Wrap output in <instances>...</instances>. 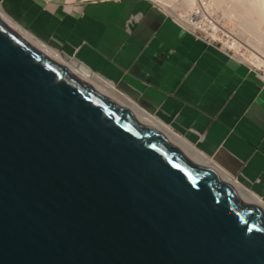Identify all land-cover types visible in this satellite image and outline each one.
<instances>
[{
  "label": "water",
  "instance_id": "water-1",
  "mask_svg": "<svg viewBox=\"0 0 264 264\" xmlns=\"http://www.w3.org/2000/svg\"><path fill=\"white\" fill-rule=\"evenodd\" d=\"M0 264H264V206L0 8Z\"/></svg>",
  "mask_w": 264,
  "mask_h": 264
},
{
  "label": "crops",
  "instance_id": "crops-1",
  "mask_svg": "<svg viewBox=\"0 0 264 264\" xmlns=\"http://www.w3.org/2000/svg\"><path fill=\"white\" fill-rule=\"evenodd\" d=\"M0 2L15 23L114 83L264 201L257 70L197 39L152 0Z\"/></svg>",
  "mask_w": 264,
  "mask_h": 264
},
{
  "label": "bare ground",
  "instance_id": "bare-ground-1",
  "mask_svg": "<svg viewBox=\"0 0 264 264\" xmlns=\"http://www.w3.org/2000/svg\"><path fill=\"white\" fill-rule=\"evenodd\" d=\"M155 1V0H154ZM160 2L162 5L161 7H164L165 12H167L173 19L178 21H182L187 23L188 25H197L198 22L193 19V10L201 4L202 0H179L181 1L182 7L185 6L187 8V14L179 13V7L180 5H175L174 1L176 0H156ZM1 3V2H0ZM159 4V5H160ZM178 4V3H177ZM222 4L226 5L227 11L230 13H236L240 17L244 19V24L249 26L251 28V32L253 29V32H255L256 36L258 35V38L260 40H264V0H212L209 5L206 4L207 8L210 6H219L221 7ZM184 7V8H185ZM223 7V6H222ZM0 8L3 10L2 5L0 4ZM4 11V10H3ZM185 11V12H186ZM5 13V12H4ZM6 14V13H5ZM254 15H257L255 18ZM7 16V15H6ZM8 17V16H7ZM9 18V17H8ZM12 24L23 30L24 32L32 35L30 32L25 30L23 27H21L19 24L15 23L14 20L10 19ZM210 27L215 30L216 33H218V26L216 23H210ZM220 27V26H219ZM249 28V30H250ZM248 29V28H247ZM35 37L34 35H32ZM36 38V37H35ZM38 39V38H36ZM39 40V39H38ZM42 42L41 40H39ZM48 48L56 52L57 54L69 59L71 62H73L76 66H78L80 69H82L84 72L95 78L98 82H100L103 86H105L108 90H110L112 93L117 92V87L114 83L106 80L102 76L98 75L97 73H94L91 71L87 66L79 62L75 57L70 56L68 54H64L61 50H58L50 45L45 44ZM229 48L240 50V44L236 41H233V43H230ZM244 55V54H243ZM254 64L258 67L264 65V58L254 55ZM254 58V57H253ZM241 61H243L241 59ZM245 62V61H244ZM119 92V91H118ZM119 95L124 97L125 101L130 104L132 107L137 109L140 113H142L147 119H149L153 124H155L157 127H159L161 130L166 132L168 135H170L172 138L177 140L180 144H182L186 149H188L192 154H194L197 158H199L203 163H205L210 168L214 169L215 171L219 172L221 175L226 177L228 180H230L232 183H234L237 187H239L242 191H244L246 194L257 200L262 206H264V201L257 196L254 192H252L249 188H247L243 183L239 181V179H236V177L232 176L230 173H228L226 170L222 169L221 167L217 166L214 162H212L211 159H209L203 152H201L194 144L190 143L184 136L176 132L169 124L165 123L163 120H161L159 117L149 113L147 110L142 108L139 104H137L134 100H132L127 95L120 93Z\"/></svg>",
  "mask_w": 264,
  "mask_h": 264
},
{
  "label": "rangeland",
  "instance_id": "rangeland-1",
  "mask_svg": "<svg viewBox=\"0 0 264 264\" xmlns=\"http://www.w3.org/2000/svg\"><path fill=\"white\" fill-rule=\"evenodd\" d=\"M152 1H154V0H152ZM211 1L212 0H207L206 4L209 5V3ZM154 2L157 4V6L162 11L165 12V9H163L164 7H161L162 5L160 4V2H158L156 0ZM175 2H176V4H175ZM179 3L181 4V1L180 2H179V0L174 1V4L177 5V7H178V5H180ZM222 6L219 7V6H216V5H214V6L212 5V6L207 8L212 13V16L215 19H217L218 22H220V24H221V25H219V24L216 23V25L218 26V30H217L218 33L222 32V34H221V37H222L221 39L222 40H221L220 44L223 43L224 47H226V48L228 47L229 53L232 56H234V58H236L237 60H241L242 59L243 60L242 62L245 61L244 63H247L248 65L252 66L255 70H257L258 73H260V75L264 79V65L258 67V66H256L254 64V59H255L254 55H257V56H260V57L264 58V40H260L259 39L260 37L258 38V35L256 36L255 32H253V29H252V32H251V28L249 26L247 27V25L244 24L245 22H244V19L242 17H240L236 13L228 12L226 10L227 9L226 5L222 4ZM184 7L185 6L182 7V5H180L179 13L187 14V11H186L187 8L186 7L184 8ZM165 13L167 15H169L167 12H165ZM256 16L257 15H254L255 18H258ZM249 28H250V30H249ZM214 33L216 34L215 30H214ZM233 41H236V42H238L240 44V47H241L240 50H235V49L229 48L230 43H233ZM46 44H48V45L60 50L59 47H57L56 45H53V44H50V43H46ZM117 90L119 91L120 89L117 87ZM118 91L114 92L113 94L116 95L119 99L125 101L124 97L119 95L120 91L119 92ZM122 92H120V93H122ZM194 145L197 146L196 144H194ZM236 179H239V181L241 183L243 182V180H241L240 178H236ZM245 186L247 188H249V186L247 184Z\"/></svg>",
  "mask_w": 264,
  "mask_h": 264
},
{
  "label": "built area",
  "instance_id": "built-area-1",
  "mask_svg": "<svg viewBox=\"0 0 264 264\" xmlns=\"http://www.w3.org/2000/svg\"><path fill=\"white\" fill-rule=\"evenodd\" d=\"M153 2V1H152ZM207 0H202L201 4H199L193 11V19L198 22L197 25H188L185 22L182 21H177L183 28L191 32L197 39L205 42L206 44L213 45L218 47L220 50L225 52L228 56L234 58L229 51L228 47H224V44H220L221 42V34L222 32L219 33H214V29L210 27V23H217L219 25L220 22H218L217 19H215L212 16V13L207 9L206 6ZM159 8V7H158ZM160 9V8H159ZM141 16L139 14L132 15L126 22V30L130 31L131 26L135 24L136 22L140 21ZM236 59V58H234ZM252 67V66H251ZM253 68V67H252ZM258 76H260L262 79L263 77L258 73ZM264 80V79H263Z\"/></svg>",
  "mask_w": 264,
  "mask_h": 264
}]
</instances>
